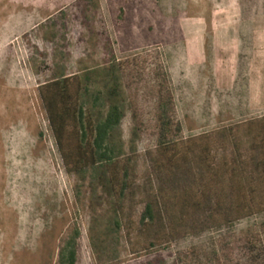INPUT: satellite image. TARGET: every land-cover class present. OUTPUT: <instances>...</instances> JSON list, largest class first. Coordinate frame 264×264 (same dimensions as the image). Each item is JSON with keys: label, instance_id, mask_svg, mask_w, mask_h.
<instances>
[{"label": "rangeland", "instance_id": "374dc122", "mask_svg": "<svg viewBox=\"0 0 264 264\" xmlns=\"http://www.w3.org/2000/svg\"><path fill=\"white\" fill-rule=\"evenodd\" d=\"M236 8L240 20L264 19V0H0V264H56L74 227L80 233L76 264H102L88 240L87 195H75L78 182L62 166L38 96V87L57 73L71 76L109 67L113 60L122 65L126 149L137 128L135 186L125 217H135L140 199L156 188L175 189L184 180H158L151 168L158 72L175 75L173 81L168 77L183 137L211 133L220 138L222 131L264 116V92L242 91L246 86L237 82L215 88L212 78L204 77L207 69L200 75L191 70L189 84L179 82V19L205 16L209 21L215 15L222 21ZM251 53L241 52L236 79L238 74L248 78L252 68L239 64ZM262 223L264 213L198 233L186 225L173 241L152 251L133 244L122 231L115 260L103 264H216L211 258L216 252H221L220 264H243L250 253L246 241L259 233L264 238ZM250 247L258 255L263 245Z\"/></svg>", "mask_w": 264, "mask_h": 264}, {"label": "trees", "instance_id": "16d2710c", "mask_svg": "<svg viewBox=\"0 0 264 264\" xmlns=\"http://www.w3.org/2000/svg\"><path fill=\"white\" fill-rule=\"evenodd\" d=\"M121 69V63L113 60L109 67L81 69L71 76L59 72L37 89L62 166L78 182L75 195H87L92 212L88 240L96 260L102 264L115 260L122 231L133 244L152 251L173 241L186 225L198 233L263 214L264 116L224 130L220 138L211 133L183 137L168 74L160 71L151 168L158 180H184L175 183V189L156 188L140 199L135 217H125L135 186L137 128L126 149ZM157 224L160 231L154 229ZM261 234L246 241L250 253L243 264L263 263ZM79 236L74 227L56 264H76ZM256 242L263 245L260 255L250 247ZM220 256L216 252L211 258L220 264Z\"/></svg>", "mask_w": 264, "mask_h": 264}, {"label": "crops", "instance_id": "0c3cea01", "mask_svg": "<svg viewBox=\"0 0 264 264\" xmlns=\"http://www.w3.org/2000/svg\"><path fill=\"white\" fill-rule=\"evenodd\" d=\"M232 12L234 15L230 19L222 21L217 20L215 15H210L209 21L205 16L179 19L181 40L180 48L176 49L177 74L182 77L179 82L189 84L192 77L188 74L191 70L198 71L200 75L203 74L201 71L207 69L204 77L212 78L215 88L232 86L237 82L246 86L240 89L242 91L264 92V19L251 23L249 20H240L238 14L235 16V12H239L238 8ZM249 50L252 52L250 57L239 65L252 68L251 72L248 78L238 74L239 79H236L234 69L240 60L239 56L241 52L249 53ZM255 64L257 69L253 68ZM168 75L173 81L175 75L172 70L168 71ZM198 83H202V80Z\"/></svg>", "mask_w": 264, "mask_h": 264}]
</instances>
